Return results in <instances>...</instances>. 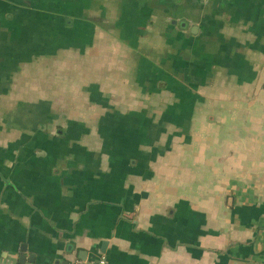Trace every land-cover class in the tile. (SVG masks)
<instances>
[{
    "label": "crops",
    "instance_id": "crops-1",
    "mask_svg": "<svg viewBox=\"0 0 264 264\" xmlns=\"http://www.w3.org/2000/svg\"><path fill=\"white\" fill-rule=\"evenodd\" d=\"M103 258L264 264V0H0V264Z\"/></svg>",
    "mask_w": 264,
    "mask_h": 264
},
{
    "label": "built area",
    "instance_id": "built-area-1",
    "mask_svg": "<svg viewBox=\"0 0 264 264\" xmlns=\"http://www.w3.org/2000/svg\"><path fill=\"white\" fill-rule=\"evenodd\" d=\"M97 263H98V264H106V260L103 258V259H100ZM73 264H84V263H82V262H80V261H76V262L73 263Z\"/></svg>",
    "mask_w": 264,
    "mask_h": 264
},
{
    "label": "water",
    "instance_id": "water-1",
    "mask_svg": "<svg viewBox=\"0 0 264 264\" xmlns=\"http://www.w3.org/2000/svg\"><path fill=\"white\" fill-rule=\"evenodd\" d=\"M106 245V244H105ZM83 254L86 255V252H83ZM23 258V257H22ZM80 260H82L83 262L86 261V258L85 257H80ZM22 261V260H21ZM22 264H24V262H22Z\"/></svg>",
    "mask_w": 264,
    "mask_h": 264
}]
</instances>
